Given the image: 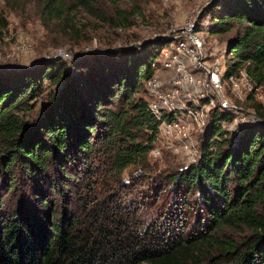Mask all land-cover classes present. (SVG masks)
Segmentation results:
<instances>
[{
  "label": "trees",
  "instance_id": "1",
  "mask_svg": "<svg viewBox=\"0 0 264 264\" xmlns=\"http://www.w3.org/2000/svg\"><path fill=\"white\" fill-rule=\"evenodd\" d=\"M40 1L48 17L68 28L77 7L111 26H129L133 15L142 14L138 5L120 7V0H109L115 4L110 14L96 0ZM208 8L209 32L233 31L227 73L243 68L264 82V0H213ZM0 20L5 26L2 15ZM166 42L152 38L0 69V264H189L200 256L264 264L260 103L257 119L232 133L219 122L234 114L215 112L199 158L164 175L176 205L162 229L142 226L132 207L109 201L111 193L94 196L92 161L99 146L107 147L108 167L117 176L129 164L143 163L153 147L158 120L144 80L158 68ZM45 92L46 106L34 114ZM191 207L197 212L193 225L184 214ZM227 228L248 235L237 240Z\"/></svg>",
  "mask_w": 264,
  "mask_h": 264
},
{
  "label": "rangeland",
  "instance_id": "2",
  "mask_svg": "<svg viewBox=\"0 0 264 264\" xmlns=\"http://www.w3.org/2000/svg\"><path fill=\"white\" fill-rule=\"evenodd\" d=\"M97 7L104 13H113L115 4L109 0H96ZM213 0H120V7L131 8L138 5L142 14L131 17L129 26H111L107 22L95 18L82 7L73 10L74 25L68 28L56 17H48L43 11L40 0H0V15L6 19L0 35V69H16L34 65L39 61L51 58L64 60L86 55L92 51H101L108 47L137 46L143 40L154 38L158 33H170L171 29L182 26L185 21L194 19L197 31L203 37L205 53L219 54L222 62L230 58L226 51L227 41L233 31L211 33L209 5ZM75 27V28H74ZM74 28V29H72ZM68 56V57H65ZM159 73L158 68L154 72ZM54 86V85H53ZM253 90H244L243 96H236L227 81L224 90L227 96L239 105L244 118L238 116L221 124L231 133L237 125L249 121L255 113V106L260 103L264 108V82L251 81ZM145 96V92H140ZM46 92L40 96L34 114L45 108ZM209 126V125H208ZM207 127L198 129L194 123L182 129H174L170 135H162L160 130L153 147L146 159L140 164H129L117 176L108 167L107 147L99 146L93 165L94 196L100 200L106 194L109 201L115 198L125 206L133 208L132 215L142 226L154 223L161 229L172 221V209L175 202L172 196V185L166 182L164 175L173 169L180 168L199 158L201 142ZM185 134V135H183ZM187 135V136H186ZM188 141L189 148H182V142ZM159 150V152L156 151ZM156 188L161 193H156ZM177 207V206H176ZM136 210V211H135ZM193 225L197 212L191 207L184 213ZM190 226H188L189 228ZM227 233L237 240L248 235L246 229H230ZM200 262L189 264H229L228 260L198 257Z\"/></svg>",
  "mask_w": 264,
  "mask_h": 264
},
{
  "label": "built area",
  "instance_id": "3",
  "mask_svg": "<svg viewBox=\"0 0 264 264\" xmlns=\"http://www.w3.org/2000/svg\"><path fill=\"white\" fill-rule=\"evenodd\" d=\"M169 37L157 57L158 73L144 80L148 91V107L158 120V132L170 135L174 129H182L194 123L198 129L208 127L217 111H230L234 118L243 116L242 109L224 90V80L238 97L244 90H253L252 79L242 68L227 73L228 63L219 54L207 57L203 37L196 29V21L190 19L170 33H158L154 38ZM68 57V56H65ZM156 61L152 63L155 65ZM257 119L255 113L251 115ZM244 118H241V120ZM226 123L220 121L219 124ZM185 135V134H183ZM187 136V135H186ZM189 148V142H182ZM159 152L158 149H156Z\"/></svg>",
  "mask_w": 264,
  "mask_h": 264
},
{
  "label": "water",
  "instance_id": "4",
  "mask_svg": "<svg viewBox=\"0 0 264 264\" xmlns=\"http://www.w3.org/2000/svg\"><path fill=\"white\" fill-rule=\"evenodd\" d=\"M164 39H165L166 41L170 40V38H169V37H166V38L164 37Z\"/></svg>",
  "mask_w": 264,
  "mask_h": 264
}]
</instances>
